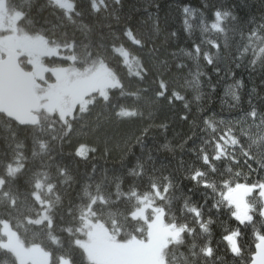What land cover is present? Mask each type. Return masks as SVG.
<instances>
[{
  "label": "trees",
  "instance_id": "obj_1",
  "mask_svg": "<svg viewBox=\"0 0 264 264\" xmlns=\"http://www.w3.org/2000/svg\"><path fill=\"white\" fill-rule=\"evenodd\" d=\"M68 1L7 5L21 32L59 48L47 66L105 63L119 86L65 118L40 107L20 126L0 115V241L8 221L50 264H92L76 242L85 219L146 239L133 213L148 201L182 227L165 264H251L264 241V0ZM242 187L256 189L237 206ZM0 264L20 263L0 245Z\"/></svg>",
  "mask_w": 264,
  "mask_h": 264
},
{
  "label": "rangeland",
  "instance_id": "obj_2",
  "mask_svg": "<svg viewBox=\"0 0 264 264\" xmlns=\"http://www.w3.org/2000/svg\"><path fill=\"white\" fill-rule=\"evenodd\" d=\"M67 10L73 4L68 0H53ZM21 14L10 12L7 0H0V60L11 51L27 56L33 66L36 85L35 93L40 100V107L47 113H55L61 118L73 116L76 110L85 111L88 106L87 96L98 92L107 96L109 89L119 86V80L105 63L95 69H80L74 66L49 67L44 63L48 56H62L57 46H51L42 36H30L18 29ZM120 52L128 64V55ZM52 73L54 79H48ZM40 108V109H41ZM245 195H252L258 188L264 216V184L259 187H242ZM245 209L249 212L251 205ZM46 216V215H45ZM135 218L143 219L148 224L146 239L131 238L119 240L101 222L87 217L81 230L82 237L77 244L85 251L92 264H165L164 249L169 242L180 237L182 227L165 222L162 208L144 201L133 213ZM235 216H239L235 213ZM2 232L5 240L0 245L10 249L20 264H50L49 255L39 246H25L8 221H4ZM237 232L226 236L231 250L239 252ZM59 264H71L68 259H61Z\"/></svg>",
  "mask_w": 264,
  "mask_h": 264
},
{
  "label": "water",
  "instance_id": "obj_3",
  "mask_svg": "<svg viewBox=\"0 0 264 264\" xmlns=\"http://www.w3.org/2000/svg\"><path fill=\"white\" fill-rule=\"evenodd\" d=\"M34 75L25 70L16 52L11 51L0 60V115L20 126H31L37 122L36 112L40 109V100L35 93ZM239 206L244 202L245 192L237 189L232 193ZM251 264H264V241L256 245Z\"/></svg>",
  "mask_w": 264,
  "mask_h": 264
}]
</instances>
